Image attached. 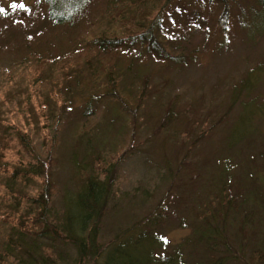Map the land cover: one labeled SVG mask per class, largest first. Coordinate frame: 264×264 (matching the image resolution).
<instances>
[{
	"label": "rangeland",
	"instance_id": "obj_1",
	"mask_svg": "<svg viewBox=\"0 0 264 264\" xmlns=\"http://www.w3.org/2000/svg\"><path fill=\"white\" fill-rule=\"evenodd\" d=\"M23 1L28 10H14L15 18L0 20V148L3 149L0 154V253L4 252L5 243L16 229L14 224L27 216L25 213H31V198L36 196L38 187V181L34 179L26 184L17 182L13 185L6 172L9 173L14 166L19 167L20 162L25 166L28 161H42L45 138L51 148L45 163L48 164L49 159L52 161L45 177L52 193L48 207L57 223L62 219L64 196L81 189L79 168L88 172L93 159L110 161L112 157L107 170L111 174L109 179L114 196L109 199L99 226L100 242L107 244L131 220L154 211L163 193L170 189L164 165L174 166L178 158H182L185 150L179 149L177 131L184 133L188 120H199L200 110L201 115L206 114L204 111L210 112V123L221 118L220 127L212 131L209 146L207 139L189 153L187 170L180 171L185 176L183 179L194 175V165H199L201 158L210 155L209 150L216 153L219 167L224 164L221 157L230 153L229 150H235L233 144L238 135L253 132L254 126L264 132V114L247 123L233 122L234 116L240 115L241 107L236 100L238 104L229 108L232 97L236 95L237 99L239 95L229 93L232 83L254 63L264 61V25L252 27L247 17L245 24L250 29H245L242 24L248 7L252 5L253 10H259L253 6V0L164 2L160 19L157 17L152 22L153 31H157L159 39L163 38L161 42L167 46L168 52L180 50L187 55L168 62L154 58L140 44L131 45L126 38L120 41V47L112 48L110 52L106 51L105 43L96 41L100 35L119 30L118 19L124 14L118 18L110 16L119 0H86L76 15V21L57 24L50 32L44 31L46 35L37 34L32 22L40 4L37 0ZM0 2L7 5L6 0ZM225 8L227 16L224 15ZM249 33L256 37L250 39L247 37ZM47 40L53 48V55H60V59L54 58L71 63L72 69L77 70L71 74L69 84L63 82L66 86L55 90V93L62 94L57 105L47 98L51 95L47 93L51 84L33 80L32 63L24 60ZM102 65L106 68L112 65L119 71L120 79L115 89L111 84H103L109 79L100 70ZM49 69L46 66L48 75ZM256 79L252 87L256 93L253 98L259 101L250 103L253 108L259 105L258 102L264 104V75L259 73ZM69 89L70 92L65 94ZM140 96L141 100L137 101ZM248 100L245 99L242 106H246ZM168 104L177 110L179 107L185 110L189 104L194 107L188 108L189 111L184 112L174 127L164 129L160 125L161 115ZM88 116H92L95 122L89 132L81 134L78 124ZM14 127L29 136L31 155L15 141L11 142ZM228 127L227 140L229 137L234 143L228 148L225 141L220 147L219 137ZM243 148L250 150L251 146ZM210 171L211 167H208ZM246 188L250 185H245ZM182 199L185 200L184 196ZM13 201L22 204L18 212L11 207ZM178 210L166 218L167 224L163 227L172 244L182 242L190 234L189 228H179L178 220L182 214ZM168 224H172L171 229ZM231 230L228 232L236 233ZM256 230V227H244L242 233H237L238 241L231 242L235 252L245 253L252 245H257ZM11 236L10 241L17 243L15 235ZM48 238L54 241L52 235ZM241 238H248L250 242L239 247ZM39 241L46 240L39 239L38 244ZM59 241L55 242L58 244L53 249L56 257L63 250L67 261L62 264L68 261L74 264V249Z\"/></svg>",
	"mask_w": 264,
	"mask_h": 264
},
{
	"label": "trees",
	"instance_id": "obj_2",
	"mask_svg": "<svg viewBox=\"0 0 264 264\" xmlns=\"http://www.w3.org/2000/svg\"><path fill=\"white\" fill-rule=\"evenodd\" d=\"M6 1L7 5L0 2V9H2L0 20L8 21L10 18H15L14 10L29 9L23 0ZM85 1L37 0L40 8L32 18L35 31L37 34L46 35L45 32H50L57 24L64 25L76 21V15ZM166 1L119 0L110 14L114 18L115 16L118 18L120 14L125 15L118 19L119 30L109 31L104 34L105 36L100 35L96 41L105 43L106 51L110 52L112 48L120 47V41L126 38L131 45L140 44L146 48L147 52L156 59L168 62L180 56L186 58L187 55L180 50L168 52L167 46L161 42L163 38L159 39L157 31H153L152 22L160 16ZM225 1L219 2L225 3ZM13 4L17 7H12ZM21 4L24 7H19ZM253 4L259 10L256 8L253 10L252 5L251 8L246 9L247 12H244L242 17L245 29L247 28L246 17L248 24L250 26L252 24V27L255 24L264 25V0H253ZM224 10V15L227 16L226 8ZM247 37L252 39L256 35L249 33ZM52 50L49 41H43L36 51H32V56H25L24 60L32 63L33 80L37 83L44 81L51 84L47 92L51 95L47 98L48 101L57 105L59 99H62V94L55 93V90L61 88L60 86L64 88L66 85L63 82L69 84L71 74L77 70L72 69L71 63L56 60L57 57L60 59V55H53ZM62 58L65 57L62 56ZM46 66L51 70L49 75L46 74ZM100 70L109 79L103 84H111L115 89L120 79L119 71L112 65L107 68L102 65ZM259 73L264 75L262 60L246 69L242 77L232 83L229 93L234 95L237 92L239 95L237 99L236 95L232 97L229 108L238 102L241 107L240 115H235L233 122L239 120L240 123H247L264 114L262 111L264 104L258 102L259 105H256L255 109L250 106L251 102L259 101L253 98L256 93L252 89ZM70 90H67L65 94H68ZM94 91L93 89V93ZM126 98L129 99V97ZM248 98L247 105L242 106L241 103ZM140 100L141 96L137 101ZM192 107L194 106L188 105V108ZM250 107L253 109L250 110ZM183 108L185 109L184 106ZM188 108L182 110L179 107L177 110L175 106L168 104L161 115L160 125L164 129L174 127L185 115L184 112L189 111ZM204 112L206 114L201 115L202 110L199 111L198 116L201 117L199 120H188L184 125V133L180 134L177 131L180 139L179 149L184 148L185 151L174 166L167 163L164 165L163 170L168 178L170 189L163 193L162 201L158 202L151 213H143L140 217L131 220L119 232V235L107 244L100 242L99 226L108 201L114 196L111 193L109 179L111 174L107 170L108 165L112 164V157L111 159L109 157L110 161L93 159L90 165L91 172L79 168V174L81 173L80 176H82L81 189L74 194L67 193L64 196L62 219L57 223L53 218V212L48 207L52 193L49 181L47 182L45 177L46 172L49 173L48 167L52 161L49 159L50 162L45 163L51 152L45 138L42 142L44 149L42 161L41 159L36 163L28 161L25 166L20 162L19 167L14 166L9 173L6 172L9 180L13 181V185L17 182L26 184L28 180L34 179L35 182L38 181V187L35 189L36 196L31 198L33 202L31 213H25L27 216L19 218L14 224L16 229H13L15 231L12 234L15 235L17 243L10 241L13 239L11 234L4 245V252L0 253V264H62L66 260L63 250L60 253V249L57 248V252L60 253L58 257L53 250L58 240L74 249L76 258L74 264H237L241 262L264 264V132L254 126L253 132L238 135L233 144L235 150H229L230 153L221 157L226 165L221 164L217 167L216 153L209 150L210 155L201 158L199 165L197 163L194 165V175L183 179L185 176L181 175L180 171L187 170L185 166L190 162L187 160L189 153L207 139L209 146L211 134L214 129L220 127L218 122L221 118L214 119L210 123L208 119L210 112ZM94 122L92 116L80 122L78 126L81 134L85 131L89 132ZM229 127L219 137L218 146H224L227 142L226 147L232 148L231 144L234 142L229 140V137L227 140ZM10 139L11 142L15 141L26 154L31 155V140L23 130L14 127ZM78 142L80 143V140ZM244 146H251V149L245 150ZM1 150L3 149L0 148V154H2ZM208 167H211L210 172ZM101 177L102 180H100ZM245 185H250V188L245 189ZM12 190L14 189H10ZM183 196L185 200L182 199ZM21 205V202L13 201L11 207L18 212ZM177 208L182 214V218L178 220L179 228H189L190 234L182 242L172 244L163 227L167 224L166 218ZM168 225L171 229L172 224ZM244 227H256L257 245H252L245 253H238L231 246V242L238 241L237 233H242ZM229 229L236 230V233H229ZM48 235H52L54 241L49 239ZM39 239L46 241H39L38 244ZM249 242L248 238H241L239 247H245V244ZM240 250L244 249L240 248ZM67 264L71 263L68 261Z\"/></svg>",
	"mask_w": 264,
	"mask_h": 264
},
{
	"label": "snow or ice",
	"instance_id": "obj_3",
	"mask_svg": "<svg viewBox=\"0 0 264 264\" xmlns=\"http://www.w3.org/2000/svg\"><path fill=\"white\" fill-rule=\"evenodd\" d=\"M12 7H14V8H15V7H17V5H16V4H13V5H12ZM19 7H24V5H23V4H21V5H19ZM0 12H2V9H0ZM165 243H167V241H165Z\"/></svg>",
	"mask_w": 264,
	"mask_h": 264
}]
</instances>
